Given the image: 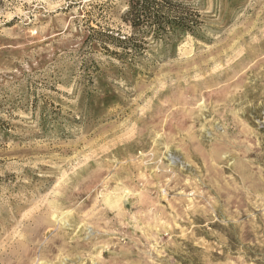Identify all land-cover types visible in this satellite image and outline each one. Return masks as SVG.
Here are the masks:
<instances>
[{
	"label": "rangeland",
	"instance_id": "1",
	"mask_svg": "<svg viewBox=\"0 0 264 264\" xmlns=\"http://www.w3.org/2000/svg\"><path fill=\"white\" fill-rule=\"evenodd\" d=\"M192 4L131 61L126 0H0V264H264V0Z\"/></svg>",
	"mask_w": 264,
	"mask_h": 264
},
{
	"label": "trees",
	"instance_id": "2",
	"mask_svg": "<svg viewBox=\"0 0 264 264\" xmlns=\"http://www.w3.org/2000/svg\"><path fill=\"white\" fill-rule=\"evenodd\" d=\"M121 20L128 28L126 33L90 28L89 40L100 43L111 55L131 61L146 57L154 44L171 45L177 38L196 35L203 24L192 0H126Z\"/></svg>",
	"mask_w": 264,
	"mask_h": 264
}]
</instances>
